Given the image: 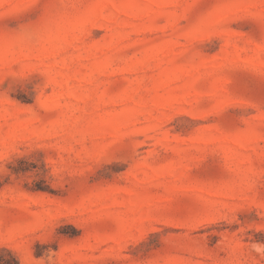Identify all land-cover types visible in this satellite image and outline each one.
<instances>
[{"label": "rangeland", "instance_id": "374dc122", "mask_svg": "<svg viewBox=\"0 0 264 264\" xmlns=\"http://www.w3.org/2000/svg\"><path fill=\"white\" fill-rule=\"evenodd\" d=\"M264 264V0H0V258Z\"/></svg>", "mask_w": 264, "mask_h": 264}, {"label": "trees", "instance_id": "16d2710c", "mask_svg": "<svg viewBox=\"0 0 264 264\" xmlns=\"http://www.w3.org/2000/svg\"><path fill=\"white\" fill-rule=\"evenodd\" d=\"M12 262L8 261L7 259L0 258V264H17L16 259L12 256Z\"/></svg>", "mask_w": 264, "mask_h": 264}]
</instances>
